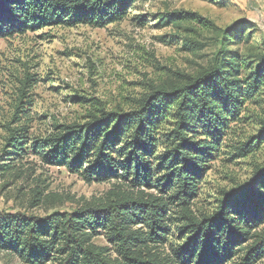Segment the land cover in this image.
<instances>
[{
	"label": "trees",
	"instance_id": "1",
	"mask_svg": "<svg viewBox=\"0 0 264 264\" xmlns=\"http://www.w3.org/2000/svg\"><path fill=\"white\" fill-rule=\"evenodd\" d=\"M138 1L0 0V39L52 26L104 28L126 19ZM160 18L216 35L219 46L206 65L194 73L170 70L126 109L75 98L90 106L83 123L53 124L30 143L29 117L15 107L5 125L10 150L0 157V177L22 178L18 165L33 153L44 165L63 167L87 184L111 183L112 189L71 212L42 218L0 213V253L21 264H226L236 256L233 264H254L264 256V165L249 182L223 191L210 213L196 216L191 209L229 124L245 118L247 104H261L264 114V46H248L253 30L243 21L221 29L194 12ZM195 27L191 32L197 33ZM198 43L184 39L183 46L196 52L204 46ZM259 124L261 137L264 119ZM99 234L115 257L94 244ZM169 238L176 243L161 256Z\"/></svg>",
	"mask_w": 264,
	"mask_h": 264
},
{
	"label": "rangeland",
	"instance_id": "2",
	"mask_svg": "<svg viewBox=\"0 0 264 264\" xmlns=\"http://www.w3.org/2000/svg\"><path fill=\"white\" fill-rule=\"evenodd\" d=\"M180 11L197 13L221 29L246 22L253 30L248 46L252 42L264 46V0H139L126 19L104 28L52 26L0 39V157L10 150L4 141L5 125L16 106L29 117L30 143L50 133L53 124H82L90 106L75 98L99 100L108 109H126L130 99L138 98L149 83L164 80L170 70L194 73L206 65L219 46L216 35L195 24L175 27L161 21L162 15ZM192 26L197 33L191 32ZM184 39L203 44V49L185 50ZM241 48L247 49L243 44ZM242 116L241 122L229 124L222 145L208 163L192 200L196 216L213 211L223 191L249 182L255 169L264 165V133L261 137L258 133L259 120L264 119L262 105L247 104ZM246 142L247 153L243 151ZM18 167L25 171L22 178L0 177V213L42 218L71 212L104 198L112 189L111 183L87 184L63 167L44 165L33 153L22 158ZM36 188L39 197L32 191ZM40 198H44L41 203ZM175 241L169 238L159 254L169 255ZM93 242L111 249L103 234ZM109 255L116 253L111 249ZM238 262L236 256L226 264ZM0 264L21 263L0 253ZM254 264H264V256Z\"/></svg>",
	"mask_w": 264,
	"mask_h": 264
}]
</instances>
